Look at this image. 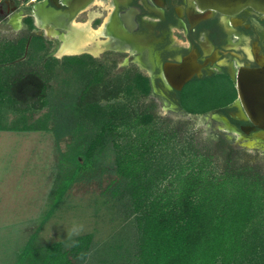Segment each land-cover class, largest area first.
<instances>
[{
    "label": "trees",
    "instance_id": "trees-1",
    "mask_svg": "<svg viewBox=\"0 0 264 264\" xmlns=\"http://www.w3.org/2000/svg\"><path fill=\"white\" fill-rule=\"evenodd\" d=\"M28 42L0 45V131L51 133L58 172L51 207L16 264H101L88 263L94 234L69 244L41 245L37 238L75 185L106 179L107 197L124 206L135 228L127 261L116 264H264L260 166L242 161L226 135L204 144L195 132L133 102L149 94L147 78L128 76L108 91L90 56H68L62 63L45 55L30 69L35 56L23 60ZM31 46L35 53L45 49L43 38ZM60 63L79 66V79L66 81L63 91L52 83ZM184 106L190 113L207 111ZM43 110L37 119L26 115ZM8 112L18 114L11 125L3 123Z\"/></svg>",
    "mask_w": 264,
    "mask_h": 264
},
{
    "label": "flooded vegetation",
    "instance_id": "flooded-vegetation-1",
    "mask_svg": "<svg viewBox=\"0 0 264 264\" xmlns=\"http://www.w3.org/2000/svg\"><path fill=\"white\" fill-rule=\"evenodd\" d=\"M189 9L187 0H28L23 26L30 40L42 37L45 48L51 42L57 53L66 44L65 36L76 26L86 25L89 49L63 57L90 56L92 69L103 74L108 91L123 86L128 76L145 77L151 90L133 102L149 99L170 113L203 117L244 140L264 144V130L256 128L249 134L242 130L253 124L242 107L238 84L240 71L260 68L258 60L264 58L263 15L250 8L235 15L216 12L192 25ZM202 14L194 9L195 16ZM34 30H41L42 35ZM83 35L73 43L79 44ZM22 38L29 36L18 40ZM167 64L177 81L191 74L180 90L168 81ZM206 88L216 92L207 111L188 112L186 91L197 93ZM123 96L120 93L118 99Z\"/></svg>",
    "mask_w": 264,
    "mask_h": 264
},
{
    "label": "rangeland",
    "instance_id": "rangeland-1",
    "mask_svg": "<svg viewBox=\"0 0 264 264\" xmlns=\"http://www.w3.org/2000/svg\"><path fill=\"white\" fill-rule=\"evenodd\" d=\"M27 3L28 0L0 2V45L7 41H16L21 36H29L23 60L29 61L31 55L35 56L30 69L36 68L45 55H51L62 62L64 57L57 55L59 51L53 53L51 42H48L45 49L35 53L31 46L34 39L30 40V34L23 26ZM11 21L20 22L21 27L13 28ZM35 33L42 35L41 30ZM90 67L92 69V65ZM78 69V65L60 63L56 67L57 74L53 85L58 90H65L66 81L75 82L79 79L76 75ZM185 95L190 100L186 103L188 107L203 108L210 105L209 100L216 92L212 93L210 88L197 93L190 89ZM139 105L152 110L163 119L170 120L173 125L181 124L185 130L195 132L207 145L212 144L221 132L239 150L238 156L242 161L258 165L264 170L263 143L244 140L240 134L203 117L170 113L168 108L151 103L149 99H143ZM45 111H31L26 115L37 119ZM17 118L18 114L8 112L4 115L3 123L11 125ZM57 172L58 150L51 133L0 131V264H16L18 255L40 227L51 207L50 195ZM109 185V179L101 183L75 185L40 230L37 242L41 245L55 242L69 244L79 236L94 234V250L88 263H125L133 249L135 228L124 206L110 201L107 197L110 194Z\"/></svg>",
    "mask_w": 264,
    "mask_h": 264
},
{
    "label": "water",
    "instance_id": "water-1",
    "mask_svg": "<svg viewBox=\"0 0 264 264\" xmlns=\"http://www.w3.org/2000/svg\"><path fill=\"white\" fill-rule=\"evenodd\" d=\"M190 9L188 10L189 19L194 25L200 20L209 18L214 13L225 15H235L245 9H253L263 15L264 18V0H187ZM199 9L202 15L198 17L194 15V9ZM260 68L245 69L240 71L239 76V95L242 101L248 119L253 126L243 127L244 133L249 134L251 131L259 128L264 130V58L258 60ZM180 69V67H177ZM171 67L166 65V75L170 84L176 90H180L185 81L191 78V74L187 73L180 81L170 73Z\"/></svg>",
    "mask_w": 264,
    "mask_h": 264
},
{
    "label": "bare ground",
    "instance_id": "bare-ground-1",
    "mask_svg": "<svg viewBox=\"0 0 264 264\" xmlns=\"http://www.w3.org/2000/svg\"><path fill=\"white\" fill-rule=\"evenodd\" d=\"M38 23L40 21V17L37 16ZM13 28L19 29L21 27L20 22L11 21ZM84 33V37L80 39L79 44L73 43L80 35V33ZM89 31L86 25H78L75 27L74 32H70L67 36L64 37L66 44L62 46L61 50L57 54L59 57L64 55H77L82 53L84 50L89 49L90 41H89Z\"/></svg>",
    "mask_w": 264,
    "mask_h": 264
}]
</instances>
